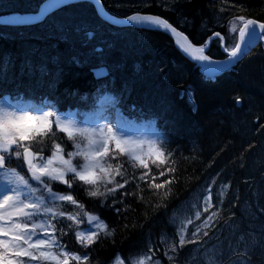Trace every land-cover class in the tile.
<instances>
[{
    "label": "snow or ice",
    "instance_id": "6c2138e0",
    "mask_svg": "<svg viewBox=\"0 0 264 264\" xmlns=\"http://www.w3.org/2000/svg\"><path fill=\"white\" fill-rule=\"evenodd\" d=\"M67 4L68 0H46L35 14L13 11L11 15H0V24L39 23ZM153 6L176 12L179 0L171 4L141 0L134 5L138 9ZM19 7L16 0H0L4 11ZM102 7L97 9L98 15ZM206 7L213 20L223 21L219 27L226 33L209 29L211 34L199 46L169 19L151 11H132L123 21L170 34L175 45L201 71L216 74L225 63L234 67L249 55L257 41H264V19L241 14L247 9L240 0H207ZM101 22L108 23L102 17ZM190 23L185 16L184 25ZM202 25L208 28L203 21ZM95 35V29L87 32L89 37ZM228 35L233 37L231 44ZM213 41L226 53V61L207 54ZM159 71L164 75V69ZM94 87L97 93L119 91L121 99L111 107H97L92 95L75 100L78 94L69 92L75 105L63 111L58 106L60 100H50L43 94L38 103L22 102L21 92L27 94V88H34L22 77L0 79V264H162L165 258L168 264H264V227L231 228L236 213L224 219L222 212L230 182L223 183L219 197L213 195L219 172L210 181L205 178L203 191L187 212H174L165 222L176 225L171 238L162 236L153 243L149 233L143 246H132L127 251L120 248L111 258H100L109 240L115 246L118 230L134 231L139 227L142 231L166 216L174 207V187L184 181L176 166L171 136L133 134L119 116L122 107L133 114L122 103L123 90L106 80L96 81ZM188 95L191 99V90ZM243 99L234 97L236 104ZM261 120L264 116L255 117L258 131L264 130ZM248 148L255 150L256 145L250 143ZM213 164L209 161L208 167ZM85 199L96 210L90 211ZM229 203L236 207L237 201ZM137 208L140 212L130 219L129 213H137ZM105 210L115 219L109 222ZM255 211L264 221V204ZM226 229L230 235H225Z\"/></svg>",
    "mask_w": 264,
    "mask_h": 264
},
{
    "label": "trees",
    "instance_id": "16d2710c",
    "mask_svg": "<svg viewBox=\"0 0 264 264\" xmlns=\"http://www.w3.org/2000/svg\"><path fill=\"white\" fill-rule=\"evenodd\" d=\"M42 1L16 0L19 8L0 9V15L33 12ZM101 2L115 16L137 10L159 14L184 31L196 45L204 43L211 34L209 29L226 33V29L219 27L223 21L212 19L207 0H179L176 12L156 6L134 7L141 0ZM159 2L171 4L173 0ZM240 2L247 9L241 14L264 19V0ZM185 16L191 21L188 25H184ZM202 21L208 28L203 27ZM93 29L95 38L87 36ZM227 40L231 44L233 37L228 35ZM207 54L213 58L226 56L216 41L208 47ZM93 64L106 65L108 76L95 80L90 70ZM160 69H164V75H160ZM5 77L9 81L22 77L26 84L34 86L26 89L27 94L21 92L22 102L38 103L43 94L50 100H60L58 106L63 111H68L70 104L74 108L75 100L81 96L92 95L97 107H101L97 100L103 94L110 95V106L120 100L119 91L97 93L95 82L106 80L123 90L122 103L133 114L129 115L122 107L119 116L129 130L141 126L148 135L171 136L176 166L184 181L174 187V207L142 231L139 227L134 231L118 230L115 246L109 240L101 249V259L111 258L120 248L127 251L132 246H143L149 233L155 243L170 228L165 222L169 221L171 211L205 178L216 176L217 172L221 174L218 179L230 182L229 194L238 195L244 190V198L250 199L253 191L255 197L264 198V130L258 131L259 124L255 122V117L264 116V46L260 42L232 69L208 78L162 30L102 23L90 2L79 1L63 5L36 24L0 25V79ZM69 92L78 94L75 100L68 96ZM236 95L244 98L240 104L235 103ZM259 123L264 124V120ZM250 143L256 145L255 150L248 148ZM209 161H214L212 167H208ZM84 202L90 211L96 210L87 199ZM139 212L137 208V213H129V218ZM105 214L109 222L115 219L110 211L105 210ZM162 264H168L167 260Z\"/></svg>",
    "mask_w": 264,
    "mask_h": 264
},
{
    "label": "rangeland",
    "instance_id": "374dc122",
    "mask_svg": "<svg viewBox=\"0 0 264 264\" xmlns=\"http://www.w3.org/2000/svg\"><path fill=\"white\" fill-rule=\"evenodd\" d=\"M111 102V97L108 94H103L101 95L98 100L97 104L100 105L101 107H111L110 106ZM113 118H117V114L113 113ZM139 128H132L129 131L132 132L133 134L140 133L144 135H148L147 129L145 127L138 126ZM211 178H209L210 181ZM225 183L223 180L217 178V183L213 187V195L214 197H219L220 194V188ZM204 188V182L199 185V187L191 193L185 200H183L179 205H177L170 213L169 215V220L173 217L174 212H180V213H185L187 212L188 207L196 201V198L199 193L203 191ZM253 197L250 199L249 198H244V190L241 191L240 194H229V189L225 191L224 193V203L222 205V212H223V217L224 219H227L229 216V213L235 212L236 217L234 218L235 222L231 224L232 229H237L239 226L244 225L246 227L250 228H255L259 230L260 228L264 227V221H261L257 217V213L255 209L259 207L261 204H264V198L263 197H255L257 195H254L252 191ZM202 199V197H201ZM231 200H236V207H232L229 203ZM248 201V202H246ZM178 223V221H177ZM175 224L170 226L167 232L163 233L161 236H159L156 240V242L162 237L166 238H171L172 233L175 230ZM231 233L226 229L225 230V235H230ZM192 246H189L191 248ZM164 251L163 245L160 246L159 249V255L162 256ZM166 259V258H165Z\"/></svg>",
    "mask_w": 264,
    "mask_h": 264
},
{
    "label": "water",
    "instance_id": "95a60500",
    "mask_svg": "<svg viewBox=\"0 0 264 264\" xmlns=\"http://www.w3.org/2000/svg\"><path fill=\"white\" fill-rule=\"evenodd\" d=\"M79 1H88V2H90V3L93 5V7H94L96 13H97V9L100 8L101 5L103 6L101 0H68V3L79 2ZM45 2H46V0H44L41 4H43V3H45ZM41 4H40V5H41ZM40 5H39V6H40ZM39 6H38V8H37L35 11H33V12H28V13H30V14H35L36 12L39 11ZM54 10H56V9H54ZM54 10H53V11H54ZM11 14H12V13H11ZM11 14H8V15H11ZM49 14H50V13H49ZM97 15H98V14H97ZM98 16H99L100 18L102 17L104 20H107L108 23H110L111 25H114V26H119V27H126V26H131V27H133V26H135V27H144V26H142V25H140V24L129 25V24L124 23V21H123V17H124V16H115V15H113V14H110V13L104 8V6L102 7V9H101V11H100V13H99ZM125 16H126V15H125ZM112 21H116V22H115V23H112ZM34 24H36V23H34ZM0 25H4V24H0ZM31 25H32V24H31ZM4 26H16V25H4ZM179 30H180V29H179ZM257 31H259V30L257 29ZM167 34H168V33H167ZM168 35L170 36V34H168ZM170 37H171V36H170ZM171 38H172V37H171ZM172 39H174V38H172ZM257 42H258V41H257ZM257 42H256V43H257ZM256 43H255V44H256ZM206 47H208V46H206ZM181 51H182V50H181ZM184 54H185V53H184ZM185 55L187 56V54H185ZM187 57H189V56H187ZM189 58H190V57H189ZM190 59H191V58H190ZM214 59H216V60H221V61H226V60H227V58H225V59H217V58H214ZM232 67H233V65H230V64L225 63V65H224V67H223V70H222L220 73L213 74V73H210V72H203V71L200 70V68H199V72H200L202 75L206 76V77L214 78V77L220 75L221 73H223V72H225V71L231 69ZM91 71H92V73H93L94 79H96V80H97V79H103V78H105V77H106V76H105V72L107 73V75H108V73H109L107 67L104 66V65L97 66L96 68L91 69Z\"/></svg>",
    "mask_w": 264,
    "mask_h": 264
},
{
    "label": "bare ground",
    "instance_id": "6f19581e",
    "mask_svg": "<svg viewBox=\"0 0 264 264\" xmlns=\"http://www.w3.org/2000/svg\"><path fill=\"white\" fill-rule=\"evenodd\" d=\"M42 2H43V1H42ZM42 2H41V3H42ZM41 3H40V4H41ZM72 3H73V2H72ZM40 4H39V5H40ZM68 4H69V3H68ZM39 5H38V6H39ZM61 7H62V6H61ZM37 8H38V7H37ZM54 11H55V10H54ZM52 12H53V11H52ZM52 12H51V13H52ZM117 27H119V26H117ZM126 27H131V26H126ZM133 27H135V26H133ZM138 28H139V27H138ZM259 42L262 43V42H264V41H259ZM97 66H100V65L93 64V66H91L90 70L93 69V68H96ZM104 66H106V65H104ZM106 67H107V66H106ZM107 69H108V67H107ZM108 71H109V70H108ZM91 73H92V71H91ZM92 75H93V73H92ZM93 77H94V76H93Z\"/></svg>",
    "mask_w": 264,
    "mask_h": 264
}]
</instances>
